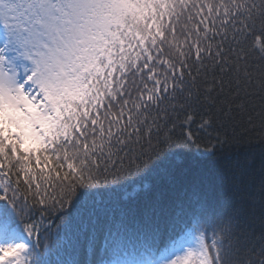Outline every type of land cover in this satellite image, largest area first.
Instances as JSON below:
<instances>
[{
    "label": "snow or ice",
    "instance_id": "obj_1",
    "mask_svg": "<svg viewBox=\"0 0 264 264\" xmlns=\"http://www.w3.org/2000/svg\"><path fill=\"white\" fill-rule=\"evenodd\" d=\"M137 180L179 239L91 264H264V0H0V264Z\"/></svg>",
    "mask_w": 264,
    "mask_h": 264
},
{
    "label": "trees",
    "instance_id": "obj_2",
    "mask_svg": "<svg viewBox=\"0 0 264 264\" xmlns=\"http://www.w3.org/2000/svg\"><path fill=\"white\" fill-rule=\"evenodd\" d=\"M256 147L254 143L249 148L248 154L250 155ZM178 151L181 153V161L177 163V168L187 167L189 164L187 150ZM192 151L194 152L195 149ZM233 155L243 157L245 147H240L238 153L234 149ZM144 182L150 183L151 179L147 178ZM141 183L142 181L139 180L129 181L123 188L104 198L97 205L98 215L93 217L91 226L73 225L71 228H65L56 218L58 214L41 216L37 212L29 222L37 223L39 233L28 237L25 232L24 238L32 243L39 240L42 246L39 249L41 253L39 258L47 264H76L85 258L91 264L93 260H99L102 257L105 260L131 261L144 258L149 246H158L161 249L170 248L172 243L179 239V230L173 232L169 229L153 238L139 216L133 211L142 204ZM57 225H60L59 229ZM23 227V222H21V230ZM105 248L109 250L107 256L104 252Z\"/></svg>",
    "mask_w": 264,
    "mask_h": 264
},
{
    "label": "rangeland",
    "instance_id": "obj_3",
    "mask_svg": "<svg viewBox=\"0 0 264 264\" xmlns=\"http://www.w3.org/2000/svg\"><path fill=\"white\" fill-rule=\"evenodd\" d=\"M21 73H22V69H21ZM176 241H177V240H176ZM173 244H174V242L172 243L171 247H173ZM171 247H170V248H171Z\"/></svg>",
    "mask_w": 264,
    "mask_h": 264
}]
</instances>
